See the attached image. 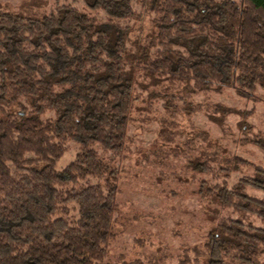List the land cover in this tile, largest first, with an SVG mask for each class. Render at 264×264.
<instances>
[{
  "label": "trees",
  "instance_id": "trees-1",
  "mask_svg": "<svg viewBox=\"0 0 264 264\" xmlns=\"http://www.w3.org/2000/svg\"><path fill=\"white\" fill-rule=\"evenodd\" d=\"M61 1L48 13L0 8V264H109L118 170L96 146L113 156L127 147L138 74L169 84L149 93L169 113L197 91L232 87L251 98L264 88V0H82L88 11ZM141 13L151 32L133 38L119 20ZM66 141L78 150L58 167ZM248 141L264 150L261 136ZM252 168L230 187L201 185L236 217L220 218L179 264H261L264 169Z\"/></svg>",
  "mask_w": 264,
  "mask_h": 264
},
{
  "label": "rangeland",
  "instance_id": "rangeland-1",
  "mask_svg": "<svg viewBox=\"0 0 264 264\" xmlns=\"http://www.w3.org/2000/svg\"><path fill=\"white\" fill-rule=\"evenodd\" d=\"M64 2L88 11L82 0L60 3ZM54 6L55 0H0V8L20 14L48 13ZM133 9L143 11L140 3ZM89 12L100 20L106 17L103 11ZM150 20L141 13L137 19L119 22L130 25L132 37L139 38L151 32ZM137 80L139 98L132 106L124 152L113 156L96 146L99 155L118 170L117 210L105 263L140 259L142 264H179L186 254L194 258L192 249L202 248L220 218L236 217L231 209L203 198L201 185L226 183L230 187L240 177L251 176L252 166L264 169V150L248 141L264 138V88L257 87L251 98H243L232 87L197 91L186 100L168 104L176 109L169 113L165 110L168 102L149 96L169 84L165 80L155 84L142 74ZM50 115L49 110L42 117ZM64 146L58 167L78 150L72 141ZM234 158L252 166L236 165ZM199 164L209 171H197L195 165ZM229 168L232 170L225 176ZM246 191L262 196L257 189L247 187ZM250 219L260 225L257 217L250 215ZM199 260L202 263L203 257ZM258 260L264 264V254Z\"/></svg>",
  "mask_w": 264,
  "mask_h": 264
}]
</instances>
